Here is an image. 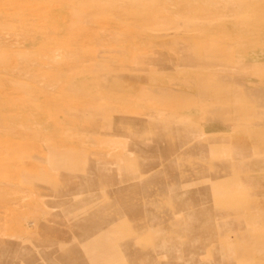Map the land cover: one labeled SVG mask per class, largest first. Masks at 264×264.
<instances>
[{"label":"rangeland","instance_id":"rangeland-1","mask_svg":"<svg viewBox=\"0 0 264 264\" xmlns=\"http://www.w3.org/2000/svg\"><path fill=\"white\" fill-rule=\"evenodd\" d=\"M0 264H264V0H0Z\"/></svg>","mask_w":264,"mask_h":264},{"label":"crops","instance_id":"crops-1","mask_svg":"<svg viewBox=\"0 0 264 264\" xmlns=\"http://www.w3.org/2000/svg\"><path fill=\"white\" fill-rule=\"evenodd\" d=\"M222 230V229H221ZM226 251H230V248H226Z\"/></svg>","mask_w":264,"mask_h":264}]
</instances>
